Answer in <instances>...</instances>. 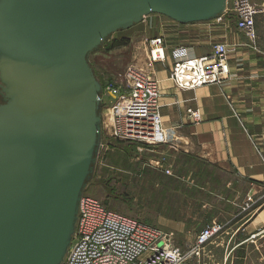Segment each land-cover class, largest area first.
Wrapping results in <instances>:
<instances>
[{"label": "water", "instance_id": "1", "mask_svg": "<svg viewBox=\"0 0 264 264\" xmlns=\"http://www.w3.org/2000/svg\"><path fill=\"white\" fill-rule=\"evenodd\" d=\"M230 0H0V264H62L102 143L90 55L161 14L221 17Z\"/></svg>", "mask_w": 264, "mask_h": 264}, {"label": "crops", "instance_id": "2", "mask_svg": "<svg viewBox=\"0 0 264 264\" xmlns=\"http://www.w3.org/2000/svg\"><path fill=\"white\" fill-rule=\"evenodd\" d=\"M224 21L216 34L224 41L218 42L239 48L231 55V76L223 85L184 90L171 77L163 78L164 74L157 69L154 76L159 87L162 84L163 127L170 137V143L162 147V154L177 160L184 157L202 160L218 167L221 175L227 177L222 185L210 181L202 187L205 198L200 211L206 221L221 220L226 227L220 237L207 245L208 260L195 257L193 264H234L238 250L246 244L259 255L256 244L264 238V13L256 16L257 47L237 28L233 12ZM196 23H189L193 32L207 28ZM200 41L196 39L192 44ZM212 48L187 50L186 56L209 54ZM107 99L112 101L109 93L103 98ZM104 109L103 123L109 128L106 119L111 117L113 108ZM189 109H198L201 120H194ZM172 230L183 248L197 239V232H189L180 218L172 219Z\"/></svg>", "mask_w": 264, "mask_h": 264}, {"label": "rangeland", "instance_id": "3", "mask_svg": "<svg viewBox=\"0 0 264 264\" xmlns=\"http://www.w3.org/2000/svg\"><path fill=\"white\" fill-rule=\"evenodd\" d=\"M263 2L264 0L254 3L261 5ZM232 12L229 4L221 17L196 23L198 27L203 25L207 27L204 31L199 29L198 32L190 30L193 25L180 24L161 14H150L132 27L112 34L101 48L91 53L89 57L102 83L103 98L109 93L112 99L103 100L102 112L104 108L111 107L113 113L106 119L111 126L109 128L107 125L104 126L102 115V143L94 175L84 191V196L94 197L108 209L159 227L172 236L175 243L182 248L184 245L179 244L172 230L173 218H180L185 222L189 232H197V239L206 227L221 225L222 229L209 238L201 253L192 257L190 264H193L195 257L198 259L205 257L207 261V245L225 231V223L221 220L206 221V216L200 210L203 208L205 198L203 185L210 181L222 185L227 177L221 175L218 167H211L202 160L187 157L177 160L172 155L164 156L161 151L163 146L170 143L169 135L166 138L167 142L160 144L119 137L115 133L114 107L120 98L129 92L130 70L137 69L154 77L157 69V72L159 70L164 74L163 78H170V67L176 61L177 50L210 51L214 43H226L218 42L224 39H220L216 34L225 23L224 18L230 16ZM156 36L164 38L168 47L167 59L165 63L152 65L149 60V40ZM196 39L201 41L192 44ZM236 47L238 50L239 47ZM194 244L183 249H190ZM256 245H259V255L252 252L250 244H246L238 250L234 264H264V238ZM210 262L211 260L208 263Z\"/></svg>", "mask_w": 264, "mask_h": 264}, {"label": "built area", "instance_id": "4", "mask_svg": "<svg viewBox=\"0 0 264 264\" xmlns=\"http://www.w3.org/2000/svg\"><path fill=\"white\" fill-rule=\"evenodd\" d=\"M237 27L257 47L256 16L264 13L252 0H230ZM149 60L152 65L165 62L167 47L164 38H150ZM235 45L217 43L210 54L187 57L186 50H177L171 78L181 89H196L210 84L221 85L231 74L230 58ZM129 92L114 107L116 135L128 140L160 144L167 142L157 79L137 69L130 70ZM196 121L202 115L189 109ZM222 226L215 224L200 233L190 249L177 245L162 229L138 218L108 209L98 199L83 196L80 203L76 235L62 264H190L199 255L209 238Z\"/></svg>", "mask_w": 264, "mask_h": 264}, {"label": "bare ground", "instance_id": "5", "mask_svg": "<svg viewBox=\"0 0 264 264\" xmlns=\"http://www.w3.org/2000/svg\"><path fill=\"white\" fill-rule=\"evenodd\" d=\"M103 95V94H102ZM101 116H102V109H101ZM114 124H115V130H116V125H117V121H116V113H115V109H114Z\"/></svg>", "mask_w": 264, "mask_h": 264}, {"label": "flooded vegetation", "instance_id": "6", "mask_svg": "<svg viewBox=\"0 0 264 264\" xmlns=\"http://www.w3.org/2000/svg\"><path fill=\"white\" fill-rule=\"evenodd\" d=\"M0 99H1V95H0Z\"/></svg>", "mask_w": 264, "mask_h": 264}]
</instances>
